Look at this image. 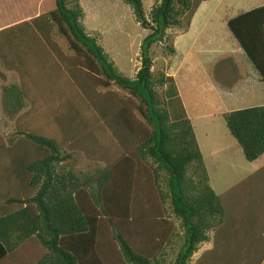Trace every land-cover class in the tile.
<instances>
[{"label":"trees","instance_id":"trees-1","mask_svg":"<svg viewBox=\"0 0 264 264\" xmlns=\"http://www.w3.org/2000/svg\"><path fill=\"white\" fill-rule=\"evenodd\" d=\"M79 1L14 4L13 21L0 27V81L6 80L4 71L19 76L18 83L2 86L3 111L14 115L27 105L53 108L56 98L85 108L80 117L70 115L74 108L62 118L49 112L60 133L46 135L37 124V129L30 128L31 119L23 127L17 125L16 140L0 135V263L5 256L7 264H13L19 250H28L26 264H191L199 245L211 237L213 248L225 241L239 245L240 237L232 234L237 231L228 226L224 199L208 183L173 78L151 71V45L165 40L168 29L182 26L193 1L156 0L147 18L141 0H121L150 31L141 41L140 67L132 78L107 58L94 35L86 33ZM226 25L264 83V5L237 13ZM53 30L68 42L73 56L63 55ZM31 61L33 67L28 65ZM112 84L138 104L100 92L99 87ZM170 102L179 105L174 118L168 111ZM136 108L145 121L137 118ZM222 117L245 160L260 158L264 105L231 110ZM82 126L101 129L116 151L96 157L95 149L102 147H96L92 136L77 135ZM64 146L106 162L92 172L76 173L66 168L71 152ZM254 174L262 176L257 192L262 200L264 163ZM251 175L247 194L255 193L251 187L260 180L250 181ZM261 206L262 202L256 209ZM258 215L247 222L246 234L253 243L243 244L252 255L245 253L244 264H264V228L252 226L261 220ZM176 222L183 234L168 262L166 246L177 236Z\"/></svg>","mask_w":264,"mask_h":264},{"label":"rangeland","instance_id":"rangeland-1","mask_svg":"<svg viewBox=\"0 0 264 264\" xmlns=\"http://www.w3.org/2000/svg\"><path fill=\"white\" fill-rule=\"evenodd\" d=\"M27 1L30 0H0V27L13 21L11 17L16 14L14 4L21 5ZM192 1L191 10L181 19L182 26L168 29L165 40L151 45L149 49L152 59L151 71L154 74L162 71L173 78L177 97L195 132L208 175V183L221 200L224 199L225 215L226 218H230L228 226L235 228L237 232L232 234L240 237L242 242L236 245L225 241L213 248L211 237L209 242H206L207 245H203L204 243L199 245L191 258V264H242L246 259L245 253H249L243 244L253 243L246 234L249 218H259V213L261 220L256 223L258 225H252L253 230L258 227L264 228V192L261 193L262 200L257 197L262 176L261 173L251 175L264 163V153L255 161H246L240 146L225 126L222 114L231 110L264 105V83L259 80L253 64L231 36L226 21L251 5L263 3L264 0ZM141 2L145 16L149 18V9L156 0H141ZM79 4L83 10L82 23L86 33L94 35L107 58L121 73L132 78L140 67L141 41L150 31L140 26L130 7L121 0H80ZM1 11L4 14H1ZM22 12L23 7L20 6L19 13ZM52 33L63 55L73 56L68 48V42L55 33V30ZM169 48L173 49V53H170ZM28 65L34 66L32 61ZM4 72L6 80L0 81V100L3 85L19 82V76L15 71ZM228 86L235 87L234 91H231L232 95L221 96V92H226L225 88ZM167 87L168 83L164 84L163 89ZM99 90L102 93L115 95L123 102H127L129 98L135 104L139 102L114 84L106 88L99 87ZM70 98L71 101H75L73 92ZM56 100L58 103L53 108L50 105L47 109H42L40 105H27L14 115L6 113L0 106V135L16 140L19 136L14 135L15 130L23 127V122L31 119L33 121L28 123L30 128L37 129L35 128L37 124L38 130L46 135L60 133L61 127L59 129L52 123L53 115L49 112L53 111L62 118L65 113L75 110L74 114L70 115L75 117L76 114L80 117L85 110L81 103L71 104L60 98ZM178 107L179 105L175 103H168L171 118H174ZM134 113L137 118L145 121L137 108ZM77 135L85 139L92 136L96 140V147H102L95 149L96 157H99L98 155L104 157L108 152L116 151L113 149L115 145L110 143L101 129L82 126ZM63 148L71 152L66 168L70 167L76 173L92 172L106 162L105 158L104 160L90 158L81 149L72 151L67 146ZM249 175H251L250 181L255 178L260 180L251 187L255 193L247 194L246 185L250 183L247 179ZM262 189L264 187L261 191ZM260 202H262L261 209H256ZM244 203L246 207L243 206ZM175 226L177 236L170 246H166L165 257L168 262L173 260L183 234L179 222H176ZM261 236L264 238V230ZM232 245L236 246L232 247ZM210 249L212 250L209 251ZM26 252L19 250L18 255L10 262L26 264L29 260L25 255L28 254V250Z\"/></svg>","mask_w":264,"mask_h":264},{"label":"crops","instance_id":"crops-1","mask_svg":"<svg viewBox=\"0 0 264 264\" xmlns=\"http://www.w3.org/2000/svg\"><path fill=\"white\" fill-rule=\"evenodd\" d=\"M204 0H202L201 2H203ZM261 5H264V2L263 3H260V4H257V5H251V6H249L247 9H245V10H242L241 12H243V11H247V10H250V9H252V8H255V7H258V6H261ZM6 13V12H5ZM1 14H4L2 11H1ZM258 78H259V76H258ZM259 80H260V78H259ZM234 89H235V87H231V86H228V87H226L225 88V91L226 92H224V93H222L221 92V96H225V97H228V96H230V95H232V93L233 92H231L232 90L234 91ZM209 242V241H208ZM203 245H207L206 244V242H204V244ZM205 247V246H204ZM248 247H249V244H248ZM248 247H246L247 249H248ZM207 248V247H206ZM205 248V249H206ZM247 249H246V251H247ZM248 255H250V256H252L251 255V253H248ZM4 258V259H3ZM2 259V263H0V264H7L8 262H7V258H5V256L3 257ZM8 259H10V258H8ZM6 260V261H5ZM251 260H253V259H251Z\"/></svg>","mask_w":264,"mask_h":264}]
</instances>
